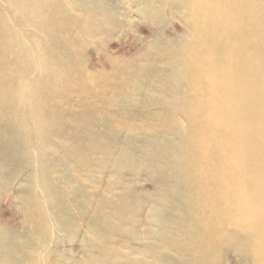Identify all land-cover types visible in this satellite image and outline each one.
Here are the masks:
<instances>
[{
    "label": "rangeland",
    "instance_id": "1",
    "mask_svg": "<svg viewBox=\"0 0 264 264\" xmlns=\"http://www.w3.org/2000/svg\"><path fill=\"white\" fill-rule=\"evenodd\" d=\"M188 3H44L52 17L35 37L55 78H21L32 92L24 113L37 121L25 130L0 104V264H264V210L234 203L252 197L263 169L236 172L234 139H196L223 93L204 87L214 69ZM4 59L30 67L23 55ZM211 189L216 203L204 208Z\"/></svg>",
    "mask_w": 264,
    "mask_h": 264
},
{
    "label": "bare ground",
    "instance_id": "2",
    "mask_svg": "<svg viewBox=\"0 0 264 264\" xmlns=\"http://www.w3.org/2000/svg\"><path fill=\"white\" fill-rule=\"evenodd\" d=\"M46 1L0 0V61H5V57H8L6 61H13V57L17 55H23L30 61V67L26 70L16 64L0 66V104L6 108L7 117L25 130L26 120L36 123L37 115L31 118L30 114L24 113L27 109L28 96L32 92L31 86L21 82V78L33 69L47 74L50 79L55 78L54 66L45 64L47 59L35 37L36 28L45 19L52 17L50 8L44 6ZM188 2L193 26L198 31L201 30L199 52L203 53L204 60L210 62L214 69L212 76L207 77L204 87L213 91L212 89L215 90L216 86H219L218 92L223 93L221 99L212 101L216 114L212 116L210 123L200 124L202 133L196 136V139L200 141L207 135L216 146L224 145L234 139L228 155L234 159L236 172L246 176L255 167L260 166L263 169L251 179L254 184L252 197L248 199L237 197L234 203L244 205L255 202L256 204L253 203L255 205L261 204L258 208L255 207L256 209L264 210V139L262 137L264 136V74L261 72L263 61L259 57V54L260 56L262 54L258 51L261 46L259 40L264 36V7H261L264 5V0H188ZM229 65L234 67L233 70L229 69ZM222 77L224 81H221ZM199 86L197 84V87ZM194 88L196 89V85ZM234 99L243 100L245 105L240 107L231 105ZM208 104L210 105V102L202 103L201 110H206ZM20 109L23 114L20 113ZM191 119L196 123L193 116ZM225 125L231 126L232 129L226 130L227 134L225 132L220 134L218 131H223ZM3 148L1 145L0 171L3 169L1 163L5 154ZM225 155L227 157V154ZM209 172L210 169L207 173ZM214 180L218 181L217 178ZM196 183L200 186L199 181ZM163 190L161 187V191ZM210 191L206 193L207 201H203L201 206L213 209L216 200L213 199L214 190L211 193ZM258 199L260 200L257 202ZM198 210L196 215L201 213L199 208ZM241 217L246 218V215ZM206 221L208 224H213L212 217H208ZM234 222L236 221L233 220ZM6 232L0 225V252L5 247L3 238L7 235ZM209 235L214 236L210 233ZM215 238L219 242H224L223 240L226 239L224 233L220 236L216 235ZM3 261L5 263L0 254V262ZM6 263L9 261L7 260Z\"/></svg>",
    "mask_w": 264,
    "mask_h": 264
}]
</instances>
